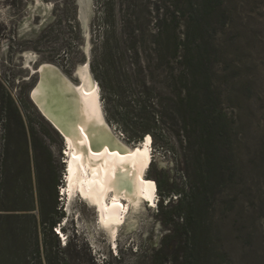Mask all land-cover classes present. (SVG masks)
Returning a JSON list of instances; mask_svg holds the SVG:
<instances>
[{
	"label": "rangeland",
	"instance_id": "374dc122",
	"mask_svg": "<svg viewBox=\"0 0 264 264\" xmlns=\"http://www.w3.org/2000/svg\"><path fill=\"white\" fill-rule=\"evenodd\" d=\"M176 9L181 14L172 22ZM187 53L197 59L192 69ZM27 54L36 58L31 67ZM85 61L112 131L136 148L149 133L145 180L173 190L162 197L156 188L152 207L140 201L127 208L122 200L126 212L116 245L93 208L66 196L64 142L30 98L33 69L53 64L78 83L75 68ZM0 85L26 130L37 131L51 150V167L40 153L38 175L46 210L52 204L46 181L58 178L56 204L64 216L54 229L60 227L61 236L46 243L53 251L59 244L65 264H176L192 241L173 235L175 226L182 231L176 225L182 219L172 213L207 167L210 175L197 193L200 232L192 238L197 264H264V0H0ZM189 92L215 112L211 145L200 144V127L187 135L191 120L175 101ZM3 132L0 118V145ZM30 165L36 196L32 152ZM17 247L3 243L0 260ZM23 247L30 264L36 262L33 246Z\"/></svg>",
	"mask_w": 264,
	"mask_h": 264
},
{
	"label": "bare ground",
	"instance_id": "6f19581e",
	"mask_svg": "<svg viewBox=\"0 0 264 264\" xmlns=\"http://www.w3.org/2000/svg\"><path fill=\"white\" fill-rule=\"evenodd\" d=\"M88 46L87 34V55ZM35 60L27 54L26 66L31 67ZM53 67L40 66L38 84L30 93L64 142L68 158L66 196L70 200L81 198L93 208L100 226L116 245L126 212L121 201L127 203V208L140 201H148L150 207L156 204V187L144 178L151 160V139L144 136L137 145L140 148H136L112 131L103 117L99 85L92 77L88 61L75 68L78 83L52 70Z\"/></svg>",
	"mask_w": 264,
	"mask_h": 264
},
{
	"label": "trees",
	"instance_id": "16d2710c",
	"mask_svg": "<svg viewBox=\"0 0 264 264\" xmlns=\"http://www.w3.org/2000/svg\"><path fill=\"white\" fill-rule=\"evenodd\" d=\"M182 1V0H178ZM181 14L176 9L174 12L172 22H175L176 14ZM191 17L194 21V12H191ZM179 45H187L188 42L179 40ZM190 45V43H189ZM190 49V48H189ZM187 64L192 69L197 65V59L195 54L187 53L185 56ZM0 118L3 120L2 140L0 145V220H2L5 226L0 225V256L3 253L1 251V245L13 244L18 247L12 251L5 261L0 260V264H30L27 260V254L24 247L27 245L33 246V254L36 262L33 264H43L41 255L43 254L45 264H65V259L58 255V251L61 249L59 244L56 245L57 251L52 250L47 246V239L51 237H57L59 234L54 232L57 224L60 223L63 212L59 215L57 209V185L59 183L58 178L50 177L46 181L48 189L52 190L51 199L52 204L50 208H45V196L41 186V180L38 175L37 159L40 153L43 154L44 162L48 167L52 166V153L49 146L44 139L31 128L26 130L24 120L18 110L14 100L0 85ZM177 105L181 107L185 116L184 120L190 119L187 123L189 127L188 133H192V130L200 127L198 138L201 145H211L212 137L216 133V125L213 121L215 118V112L209 103L199 105L197 99L192 97L191 93H187L186 96H179L175 101ZM186 127V128H187ZM148 130V129H145ZM144 130V131H145ZM144 136H149V133L144 134L138 138L140 142ZM30 152H32L33 159L35 160L36 169V183H37V195L34 196L32 186V171L30 165ZM205 176L210 175V169L207 167L205 170ZM203 177L192 187V193L190 198L186 194L180 195V201L175 207H178V211H174L172 215H176L182 219L181 223L176 225L182 227V231L178 232V228H173V235L179 234V236L187 235L191 236L192 244L190 245L187 254L177 256L176 264H197L198 252L194 248L195 241L192 238H196L200 232V226L197 221V213L200 211L201 203L198 202L200 198L197 194L199 192L200 185L204 183L206 177ZM156 188L161 192L162 197H168L173 191L162 190V185L158 181ZM183 196V197H181ZM161 207L163 205L161 203ZM3 212V213H2ZM184 228V229H183ZM25 230L28 233H25ZM43 245L41 251L40 245ZM66 247L68 244H65ZM10 251V249H9ZM61 251V250H60ZM185 251V250H184ZM5 256V255H4ZM180 258V260H178Z\"/></svg>",
	"mask_w": 264,
	"mask_h": 264
},
{
	"label": "water",
	"instance_id": "95a60500",
	"mask_svg": "<svg viewBox=\"0 0 264 264\" xmlns=\"http://www.w3.org/2000/svg\"><path fill=\"white\" fill-rule=\"evenodd\" d=\"M34 74L37 75V80H36L35 84H34L32 87H34V86H36V85L38 84L39 77H40L39 70L36 69V71L34 72ZM30 98H31L32 102L35 104V106L37 107L36 103L33 101L32 97H31V93H30ZM39 110H40V109H39Z\"/></svg>",
	"mask_w": 264,
	"mask_h": 264
},
{
	"label": "flooded vegetation",
	"instance_id": "af4514ba",
	"mask_svg": "<svg viewBox=\"0 0 264 264\" xmlns=\"http://www.w3.org/2000/svg\"><path fill=\"white\" fill-rule=\"evenodd\" d=\"M43 114V113H42Z\"/></svg>",
	"mask_w": 264,
	"mask_h": 264
}]
</instances>
